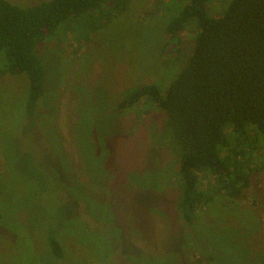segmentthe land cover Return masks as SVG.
Wrapping results in <instances>:
<instances>
[{
	"label": "rangeland",
	"instance_id": "rangeland-1",
	"mask_svg": "<svg viewBox=\"0 0 264 264\" xmlns=\"http://www.w3.org/2000/svg\"><path fill=\"white\" fill-rule=\"evenodd\" d=\"M188 2L105 0L62 23L38 46L47 77L31 120L29 77L0 74V264H264V168L189 226L166 114L119 106L142 85L165 92L187 63L195 28L176 42L166 26Z\"/></svg>",
	"mask_w": 264,
	"mask_h": 264
},
{
	"label": "trees",
	"instance_id": "trees-1",
	"mask_svg": "<svg viewBox=\"0 0 264 264\" xmlns=\"http://www.w3.org/2000/svg\"><path fill=\"white\" fill-rule=\"evenodd\" d=\"M104 1L44 0L22 6L0 0V74L29 77L30 120L47 77L38 46L69 18ZM208 2L189 0L167 23L166 32L176 42L193 26L195 45L165 92L155 83L142 85L128 90L119 104L129 109L144 101L166 114L171 135L166 140L179 159L177 208L189 226L216 193L239 198L256 169L264 168L258 164L264 162V0H231L213 16ZM52 249L62 255L56 237Z\"/></svg>",
	"mask_w": 264,
	"mask_h": 264
}]
</instances>
